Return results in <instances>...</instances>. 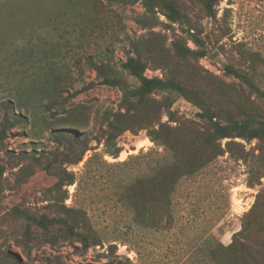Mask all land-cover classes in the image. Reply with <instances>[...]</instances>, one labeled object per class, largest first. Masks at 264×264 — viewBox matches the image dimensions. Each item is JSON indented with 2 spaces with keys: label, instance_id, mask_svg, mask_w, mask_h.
Instances as JSON below:
<instances>
[{
  "label": "rangeland",
  "instance_id": "1",
  "mask_svg": "<svg viewBox=\"0 0 264 264\" xmlns=\"http://www.w3.org/2000/svg\"><path fill=\"white\" fill-rule=\"evenodd\" d=\"M151 1L148 10L144 0H0V264H213L212 241L230 245L244 222L264 245V138L215 139L198 116L223 124L264 117V100L226 70L250 71L264 87V64L244 52L264 56V0H222L218 22L208 0ZM178 47L207 54L182 56ZM89 57L131 89L140 81L122 64L137 58L146 77L186 92H155L127 111L122 90L101 85ZM117 115L131 128L106 147ZM161 125L173 143L213 159L182 181L169 233L137 226L117 202L120 185L170 158ZM82 139L90 147L83 157ZM43 218L53 226L42 228ZM69 226L100 243L85 248Z\"/></svg>",
  "mask_w": 264,
  "mask_h": 264
},
{
  "label": "trees",
  "instance_id": "2",
  "mask_svg": "<svg viewBox=\"0 0 264 264\" xmlns=\"http://www.w3.org/2000/svg\"><path fill=\"white\" fill-rule=\"evenodd\" d=\"M221 1L222 0H208L205 4L206 10L216 22H218L217 12L214 10V6H217ZM144 3L147 9L150 10L152 1L144 0ZM230 3H232V1H230ZM164 7L169 12V18H179L180 13L172 3H165ZM227 12H229L228 9ZM222 21L224 23V18ZM222 30L231 31V27L225 24ZM189 33L195 38L194 43L197 46L203 44L200 38H197L191 33V29ZM236 45L244 47L243 42H238ZM177 52L182 56H191L194 58L204 57L207 54V50L192 51L179 47L177 48ZM244 52L248 55V58H258L261 60V63L264 64V56L259 51L248 48ZM88 62L89 68L95 71L97 78L101 79V85L117 87L122 90L123 95L121 103L125 106L127 111L132 108L138 109L143 105L145 100L155 92H174L178 94H185L186 92L183 85L178 81L146 77L144 75L145 67L137 58H128L122 64L124 70L139 79L140 87L136 89L129 88L109 65L93 62L90 57L88 58ZM226 70L246 84L259 98L264 100V87L261 88L258 85L259 80L256 78L257 76L255 74H252L250 71L235 69L231 66H227ZM92 86L93 85L84 87L82 92ZM78 92L79 91L75 92L73 96L77 95ZM198 116L208 122L215 139H234L236 137H241L252 140L264 138V117L244 121H232L223 124L216 119L213 113L207 111L200 113ZM121 118L122 115H117L115 121L108 123V131L103 133L106 136V147L114 146L115 140L123 132L130 130V126H121ZM160 131L165 132L164 138L167 140H164V145L170 154V158H167L163 163L155 165L151 169L149 175L137 177L129 183L120 185L117 192V202L137 226L154 230L155 232L169 233L173 230L174 226L177 225V221L179 220L176 209V197L182 181L185 178H191L198 174L201 170L205 169L213 159L199 154L196 149L192 148V145L184 149V147H181V145H184L182 142L173 143L170 134L172 133V129L169 127L161 125L158 133ZM152 139L154 142L159 140L154 136H152ZM88 144L89 143L86 142L85 139H82V157L86 151L90 150ZM114 148L111 154L117 157L121 149L119 147ZM221 154L222 153H219V155ZM252 173H254L253 168L249 172L250 178L248 179V184L250 186H254V177H252ZM82 213L87 217L88 213L86 211H82ZM39 224L42 228L48 229L53 226V220L43 218L39 220ZM250 231L249 224L244 222L242 229L233 236V241L230 245L225 246L217 240L212 241L209 248L210 261L213 264H264V245L253 241L250 238ZM68 233L81 236L85 248L100 243V241L92 242L97 236L94 235V233L84 235L83 233H79L72 226L68 227ZM114 248L115 245H110L109 247L110 250ZM127 262L132 264L128 259ZM115 263L116 262H112L110 264Z\"/></svg>",
  "mask_w": 264,
  "mask_h": 264
},
{
  "label": "bare ground",
  "instance_id": "3",
  "mask_svg": "<svg viewBox=\"0 0 264 264\" xmlns=\"http://www.w3.org/2000/svg\"><path fill=\"white\" fill-rule=\"evenodd\" d=\"M238 210H242V206L241 205H238L237 207ZM244 210V209H243Z\"/></svg>",
  "mask_w": 264,
  "mask_h": 264
}]
</instances>
